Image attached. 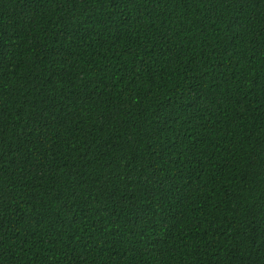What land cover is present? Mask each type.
Segmentation results:
<instances>
[{
  "label": "trees",
  "instance_id": "obj_1",
  "mask_svg": "<svg viewBox=\"0 0 264 264\" xmlns=\"http://www.w3.org/2000/svg\"><path fill=\"white\" fill-rule=\"evenodd\" d=\"M0 264H264V0H0Z\"/></svg>",
  "mask_w": 264,
  "mask_h": 264
}]
</instances>
